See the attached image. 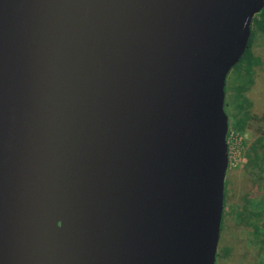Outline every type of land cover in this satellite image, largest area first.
<instances>
[{"label": "water", "instance_id": "obj_1", "mask_svg": "<svg viewBox=\"0 0 264 264\" xmlns=\"http://www.w3.org/2000/svg\"><path fill=\"white\" fill-rule=\"evenodd\" d=\"M264 0H0V264H216L226 78Z\"/></svg>", "mask_w": 264, "mask_h": 264}, {"label": "rangeland", "instance_id": "obj_2", "mask_svg": "<svg viewBox=\"0 0 264 264\" xmlns=\"http://www.w3.org/2000/svg\"><path fill=\"white\" fill-rule=\"evenodd\" d=\"M251 27L254 28L255 26L252 25ZM254 35L251 50L259 58L260 63L253 67L247 78L240 74L242 67L239 65L230 70L226 78L225 102L227 113H230L233 108L234 91L232 87H236L246 79L249 80L250 84H248L249 89L245 94L254 103L253 111L264 112V30L257 29ZM230 123L226 135L228 147V166L225 176L227 198L216 264H264V229L253 228L252 225L242 222L237 216V212L243 211V205L247 204L244 199L247 192L252 195L256 194V196L259 195L256 188L250 187L252 183L242 168L243 164L246 163V157L243 154V141L250 139L252 134L250 131L241 134L231 128ZM247 206L249 208L247 214H250V217L248 218L246 215V218L255 221L251 212L257 209L250 202ZM261 227L263 226L261 225Z\"/></svg>", "mask_w": 264, "mask_h": 264}, {"label": "trees", "instance_id": "obj_3", "mask_svg": "<svg viewBox=\"0 0 264 264\" xmlns=\"http://www.w3.org/2000/svg\"><path fill=\"white\" fill-rule=\"evenodd\" d=\"M252 25L253 27H255H251V36L247 48L238 63L234 66L236 67L237 65H239L240 67H242L240 74H242L246 78L251 74L253 67L260 63L259 58L252 53L251 46L256 30H264V7L260 11L258 17H255L253 19ZM248 84H250V82L246 79L243 83L238 84L234 88L232 87L234 91L233 108L230 113H227V115L228 122H231V128L241 134L247 133L248 131H250L252 134L250 139L243 141V154L246 157V163L243 164L242 168L244 169L243 171L248 175L252 183V186L250 187L256 188L259 193V195L256 196V194L252 195L246 191L247 193L245 192L246 196L244 198L247 204L248 202H250L251 205L255 206V208L257 209L256 211L254 210L251 212L255 221L257 222L246 218V215L248 218L250 217V214H247V212H249L247 204L243 205V211L237 212V216L241 219L242 222L252 225L253 228L264 229V112L257 113L253 111L252 107L254 103L245 94L249 89ZM226 91L227 90L225 86V93ZM226 198L225 181L223 214L220 231L225 215ZM256 223H258L259 225ZM261 225L263 227H261Z\"/></svg>", "mask_w": 264, "mask_h": 264}]
</instances>
